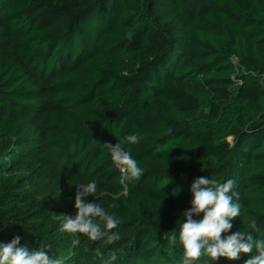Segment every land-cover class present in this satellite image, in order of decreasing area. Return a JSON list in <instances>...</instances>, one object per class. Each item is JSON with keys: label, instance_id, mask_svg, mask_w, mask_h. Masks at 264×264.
<instances>
[{"label": "trees", "instance_id": "trees-1", "mask_svg": "<svg viewBox=\"0 0 264 264\" xmlns=\"http://www.w3.org/2000/svg\"><path fill=\"white\" fill-rule=\"evenodd\" d=\"M130 133L137 181L103 145ZM200 176L234 181L229 235L264 238V0H0V243L63 264H183ZM92 181L88 201L120 221L111 244L60 231L72 185Z\"/></svg>", "mask_w": 264, "mask_h": 264}, {"label": "clouds", "instance_id": "clouds-1", "mask_svg": "<svg viewBox=\"0 0 264 264\" xmlns=\"http://www.w3.org/2000/svg\"><path fill=\"white\" fill-rule=\"evenodd\" d=\"M143 137L130 133L114 145L105 143L104 148L112 164L126 174L128 180L137 181L144 171L133 157L129 146L138 145ZM75 215H65L60 231L82 234L91 241L106 237L111 244L120 239L119 219L110 214L99 203H91L89 197L95 196L97 183H75ZM234 181L219 182L208 176L194 180L190 192V206L181 213L178 240L183 248V264H197L202 257L213 264L220 258L237 261L241 254L250 255L245 264H264V238H254L245 231L229 235L234 219L241 215V205L234 199L238 193L233 191ZM175 243L177 235L169 237ZM100 254L99 252L97 253ZM113 261L115 256L111 258ZM0 264H63L61 259L53 258L43 248L29 250L21 244V237L15 236L9 243H0ZM111 264V262H109Z\"/></svg>", "mask_w": 264, "mask_h": 264}, {"label": "rangeland", "instance_id": "rangeland-1", "mask_svg": "<svg viewBox=\"0 0 264 264\" xmlns=\"http://www.w3.org/2000/svg\"><path fill=\"white\" fill-rule=\"evenodd\" d=\"M44 95H45V94H44ZM51 98H52V97L50 96V100H52ZM47 99H48L47 101H45L46 98L43 99V100L48 104L49 101H50V100H49V97H48ZM50 102H51V101H50ZM52 107H53V104H50L49 107H47V111H48V109L50 110ZM47 111H46V112H47ZM36 124L41 125V122H38V123H36ZM230 141H231V140H230Z\"/></svg>", "mask_w": 264, "mask_h": 264}]
</instances>
